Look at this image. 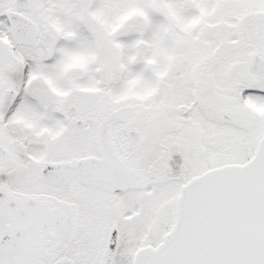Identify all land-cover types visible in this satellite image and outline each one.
I'll return each instance as SVG.
<instances>
[{"label": "snow or ice", "instance_id": "1", "mask_svg": "<svg viewBox=\"0 0 264 264\" xmlns=\"http://www.w3.org/2000/svg\"><path fill=\"white\" fill-rule=\"evenodd\" d=\"M0 264H264V0H0Z\"/></svg>", "mask_w": 264, "mask_h": 264}]
</instances>
